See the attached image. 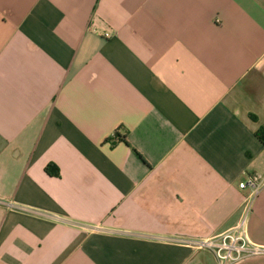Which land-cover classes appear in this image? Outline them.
I'll return each mask as SVG.
<instances>
[{
	"label": "crops",
	"instance_id": "1",
	"mask_svg": "<svg viewBox=\"0 0 264 264\" xmlns=\"http://www.w3.org/2000/svg\"><path fill=\"white\" fill-rule=\"evenodd\" d=\"M262 127L264 0H0V264H218L254 175L264 246Z\"/></svg>",
	"mask_w": 264,
	"mask_h": 264
},
{
	"label": "built area",
	"instance_id": "2",
	"mask_svg": "<svg viewBox=\"0 0 264 264\" xmlns=\"http://www.w3.org/2000/svg\"><path fill=\"white\" fill-rule=\"evenodd\" d=\"M262 187L263 177L260 175L250 176L240 184L241 189H249V194L243 198L241 214L235 227L212 238L181 242L194 249L211 251L218 264H235L249 258L264 257V246L252 242L248 234L250 214Z\"/></svg>",
	"mask_w": 264,
	"mask_h": 264
},
{
	"label": "trees",
	"instance_id": "3",
	"mask_svg": "<svg viewBox=\"0 0 264 264\" xmlns=\"http://www.w3.org/2000/svg\"><path fill=\"white\" fill-rule=\"evenodd\" d=\"M257 137L259 138L260 142L264 145V127H262L258 132H257ZM121 136L118 133V131H116L114 133V135L112 136L111 140L113 142H116L117 140H120ZM46 172L50 175H54V176H58L60 174L59 169L55 166V165H48L46 167Z\"/></svg>",
	"mask_w": 264,
	"mask_h": 264
}]
</instances>
